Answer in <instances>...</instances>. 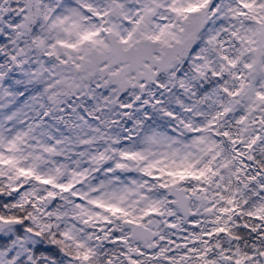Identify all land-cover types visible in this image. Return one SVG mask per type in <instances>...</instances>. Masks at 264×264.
I'll list each match as a JSON object with an SVG mask.
<instances>
[{"label": "snow or ice", "instance_id": "1", "mask_svg": "<svg viewBox=\"0 0 264 264\" xmlns=\"http://www.w3.org/2000/svg\"><path fill=\"white\" fill-rule=\"evenodd\" d=\"M153 84L178 135L120 147ZM44 261L264 264V0H0V264Z\"/></svg>", "mask_w": 264, "mask_h": 264}, {"label": "clouds", "instance_id": "2", "mask_svg": "<svg viewBox=\"0 0 264 264\" xmlns=\"http://www.w3.org/2000/svg\"><path fill=\"white\" fill-rule=\"evenodd\" d=\"M183 67L186 69L187 64H185ZM151 87L156 92L155 98H150L147 92H144V93H141L140 100H135L134 95H130V93L133 91L130 89L124 93H121L119 99L122 103L132 104L133 107L129 109H120L119 105H114L113 108L111 109L113 113L117 114L114 118L118 119V122L115 125H113L110 129H108V131L120 137H127L129 135L132 136L131 140H122L119 145L120 147H125L126 145H132V144H135V146L138 148L143 147V145L140 143V140L144 135V131H138L134 127V124L137 119H143L144 112H149L151 114L150 118L145 120L144 122L145 131L148 130L149 128H155L160 132L168 133L170 136L178 135L176 129L179 127V125L177 124L175 120H172L154 111L151 106V103L148 105H145L143 104V101L145 99H149L151 100L152 103H154L155 99H162L164 101L165 107H168L170 110L176 111L180 113L181 115H183V112L181 111L180 107L174 102V100L170 99V96L181 95L182 90H180L179 88H172L171 93H169L165 91L164 89L156 87L155 84H153ZM97 92L99 94L109 95L110 88L101 87L97 89ZM68 103L69 104H79L80 107L76 109V112L79 113V115L83 116L88 121V123L92 125H96L98 123L96 120L89 117L86 111V109H92L96 105L97 103L96 100H93L91 97L85 95L78 99L75 97L69 98ZM67 111H70V109H68ZM125 111L130 112L131 116L122 115V113ZM72 119H75V116H73ZM57 127H59L64 132L65 135L71 134L69 130L63 124H58ZM129 130H131V132ZM187 138L189 137L188 136L182 137V139H187ZM120 175L122 179L125 181L127 180L128 175L139 176V174L135 172L121 173ZM95 176H96V180L98 181L99 179L103 178V172L101 171L95 174ZM44 264H47V261H44Z\"/></svg>", "mask_w": 264, "mask_h": 264}]
</instances>
